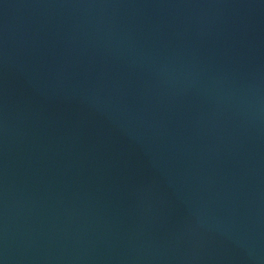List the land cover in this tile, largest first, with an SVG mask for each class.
Instances as JSON below:
<instances>
[{
	"label": "water",
	"instance_id": "1",
	"mask_svg": "<svg viewBox=\"0 0 264 264\" xmlns=\"http://www.w3.org/2000/svg\"><path fill=\"white\" fill-rule=\"evenodd\" d=\"M0 264H264V87L0 245Z\"/></svg>",
	"mask_w": 264,
	"mask_h": 264
}]
</instances>
